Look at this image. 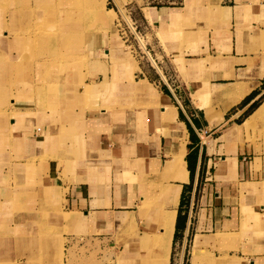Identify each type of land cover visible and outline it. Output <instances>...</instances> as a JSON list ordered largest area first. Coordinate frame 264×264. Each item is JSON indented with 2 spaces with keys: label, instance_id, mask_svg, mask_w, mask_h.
<instances>
[{
  "label": "crops",
  "instance_id": "1",
  "mask_svg": "<svg viewBox=\"0 0 264 264\" xmlns=\"http://www.w3.org/2000/svg\"><path fill=\"white\" fill-rule=\"evenodd\" d=\"M118 1L138 7L140 30L129 32L137 42L110 19L102 31L62 35L66 58L53 70L49 108L38 100L13 105L17 116L0 121V264H21L19 236L48 230L37 212H14L39 180L45 205L67 230L70 264L91 257L155 264L139 243L148 236L164 238L169 264H184L189 243L191 264H230L227 257L264 264V139L246 127L255 114L264 118V105L244 116L264 95V0ZM52 44L45 66L58 56L60 42ZM182 145L185 165L171 172ZM188 186V220L176 242ZM164 191L179 192L176 204ZM160 212L173 218L167 234ZM222 235L232 238L220 242Z\"/></svg>",
  "mask_w": 264,
  "mask_h": 264
},
{
  "label": "rangeland",
  "instance_id": "2",
  "mask_svg": "<svg viewBox=\"0 0 264 264\" xmlns=\"http://www.w3.org/2000/svg\"><path fill=\"white\" fill-rule=\"evenodd\" d=\"M94 1L98 6L96 11L102 10L99 5L102 6L103 2L106 10H112V13L106 14V16L111 22L118 25V29L124 38L128 39V43L130 41L137 42L129 34L131 25L134 28L138 27L137 32L140 30L139 25L136 23V20L140 18L139 10L138 7L133 6L134 3L122 6L118 0H0V26L7 22L5 26H2V33L0 34V39L2 40L0 42V121L2 123L9 117L14 118V116H17L11 112L12 108L15 107L13 105L18 108H28L33 106L34 100H38V108H49L45 104V99L47 98L48 102L51 100L50 98L55 92V82H57L54 76L56 73L53 70L58 69L66 58L61 54V52H64L61 45L62 35L68 36L72 34L75 36L80 30L82 31V27L85 28V33L95 30L102 31L108 28L107 25L100 21L99 17L102 15L96 16V11L92 9ZM3 31L10 32L15 39L12 42H7L8 40L3 35L5 34L6 36L8 34L3 33ZM57 41L60 42L59 49H57V59L45 66V54L47 52L49 54L52 53V42ZM89 90L90 87L87 86L86 93ZM12 91H15L17 96H14ZM255 104L256 106H252L245 113V117L257 110L261 105H264V95ZM28 116V114L20 116V121H23V118ZM258 117L260 119L259 122H255L256 125L254 127L251 126L250 130H252L253 139L260 141L264 139V118L262 113L261 115L258 114ZM40 160L44 161L45 158L43 157ZM62 165L63 163L61 162L59 169ZM33 167L36 168L34 165ZM30 175L34 178L35 173H30ZM67 175V171L62 174L63 177ZM40 176L43 179L46 175L45 173H40ZM10 184H12V181H10ZM42 191L41 181L39 180L37 184H33L31 188H28V191L21 194L18 201L19 205L15 206L14 212L16 214L20 215L30 211L37 212L36 215L40 217L41 222L49 224L46 233L44 234L43 232L44 235L38 231L36 234L29 233L25 236H19L24 237L25 240H21L19 248H16V251L19 252L20 262L21 264H70L67 251H64L66 241L62 239L63 234L67 230H62L57 223L59 219L55 217L53 210H50L46 206L47 204L45 205L46 201L43 198ZM36 208H38V211H35L37 210ZM59 208H57V212L60 218L65 220L66 217H70V221L74 220L75 217L63 213V210ZM3 233L5 239L9 238L6 231ZM231 238V236L222 235L219 240L222 242ZM4 244V248H6L8 243L5 242ZM189 245L184 257V264H191L192 247ZM174 257L175 263L180 261V246L177 247ZM3 260L2 264L10 263L8 258ZM224 261H229L230 264H233L238 259L227 257ZM106 262L114 264L111 259L97 260L95 257L89 259L81 258L79 264H104ZM200 264L206 263L200 262Z\"/></svg>",
  "mask_w": 264,
  "mask_h": 264
},
{
  "label": "bare ground",
  "instance_id": "3",
  "mask_svg": "<svg viewBox=\"0 0 264 264\" xmlns=\"http://www.w3.org/2000/svg\"><path fill=\"white\" fill-rule=\"evenodd\" d=\"M40 5V4H39ZM100 7H102L101 11H96L97 10V3L94 1V3H92V9L95 10V14L97 15H102L100 18V21H102L104 23V25H107L109 22L108 17L106 16V14H111L112 10H106L104 7V2L101 5H99ZM240 92V91H239ZM249 93L248 90L245 93H238L237 98L241 99L244 94ZM258 117V113L255 114L254 116H252L250 118V120H248V122L246 123V127H250L252 126L253 122L255 121V119ZM184 145H182V148L180 150V152L175 156V162L173 164L170 165L169 170L175 171L176 169H181L184 167ZM163 195L165 196H169L171 198V204H176L177 198L179 196V192L178 191H171V192H163ZM169 198V199H170ZM160 209V208H159ZM160 211H162L160 209ZM160 218L161 221L164 223L161 227L163 228L165 234L169 233L172 225H173V218L169 215H166L165 217L163 216V214H161L160 212ZM70 217H66L65 221H70L69 220ZM72 219V218H71ZM73 221V219L71 220ZM162 235V234H161ZM140 246L142 248V250L144 252H147L148 254L152 253L153 254V261L155 264H169V252H167L165 250V241L164 238H158V237H153V236H148V237H144L142 238L140 241Z\"/></svg>",
  "mask_w": 264,
  "mask_h": 264
},
{
  "label": "trees",
  "instance_id": "4",
  "mask_svg": "<svg viewBox=\"0 0 264 264\" xmlns=\"http://www.w3.org/2000/svg\"><path fill=\"white\" fill-rule=\"evenodd\" d=\"M253 106H256L253 105ZM197 151V150H195ZM189 162V168L192 173L195 171L196 166V154H190L188 158ZM190 200H191V187L188 186L184 189V192L182 194L181 199V206L179 210L178 220H177V226H176V233H175V240L176 242L182 237L183 232L186 228L187 220H188V209L190 206Z\"/></svg>",
  "mask_w": 264,
  "mask_h": 264
}]
</instances>
